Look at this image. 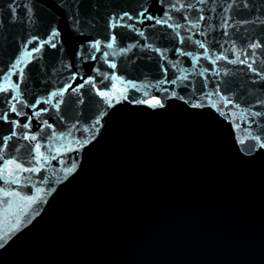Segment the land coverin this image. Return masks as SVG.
I'll return each instance as SVG.
<instances>
[{"label":"water","instance_id":"water-1","mask_svg":"<svg viewBox=\"0 0 264 264\" xmlns=\"http://www.w3.org/2000/svg\"><path fill=\"white\" fill-rule=\"evenodd\" d=\"M22 2L31 8L32 22L26 27L20 23L0 27V67L10 62L17 47L32 34L44 36L56 28L62 34L59 43L64 45L61 52L48 48L36 54L38 59L43 57L39 64L47 72H38L32 66L25 89L31 96L41 94L45 88L55 90L67 79L64 65L77 63L73 52L80 42H87L89 37L100 38L109 13L135 12L140 0ZM148 2L145 0L146 7ZM227 2L210 0L201 5L206 20L192 33L178 29L184 36L192 34L193 40L204 42L212 55L191 42L175 44L161 34L171 30H149L148 42L154 47H181L199 55L195 68L190 58L167 52L169 60L179 63L176 69L169 68L165 76L159 70L156 53L140 49L116 55L115 70L107 69L102 59L78 63L74 70L82 76L93 74L96 66L108 72L111 82L103 90L114 95L123 89H129V95L137 98H143L145 91L162 97L176 94L178 98L168 99L167 103L177 107L160 114H149L151 109L120 112L106 122L101 136L96 137L98 142L93 141L94 146L86 155L83 151L73 152L60 162H50L42 173L43 181L25 174L20 183L28 187L12 186L11 190L33 198L31 203L20 197L5 201L0 193V264H264V157L253 158L258 146L256 151L248 150L253 137L264 136V116L251 115L252 102L257 98L264 100V90L252 84L250 74L246 75L240 66L224 61L215 66L209 64L218 55L235 59L230 51L231 41L235 39L239 50L246 39H264V27L257 22L240 28L237 23L239 31L229 26V37H222L219 27L222 17L229 15L225 11ZM7 3L8 0H0V17L5 20ZM248 3L247 9L232 10L233 21H255L257 16L264 19V0ZM156 7L159 5L151 10ZM184 14L193 21L197 16L195 12ZM173 15L177 17L173 22H179V14ZM75 20L80 23L77 25ZM210 26L217 30L212 32ZM76 28L84 34L79 35ZM201 29L208 33L207 39L193 34ZM118 31L126 38L132 35L124 29ZM213 36L219 44H215ZM205 68L208 73L198 75ZM214 69L221 73L227 69L228 75L217 77ZM48 72L55 74L49 76ZM185 76L187 80L183 79ZM176 77L181 79L172 84ZM160 80L166 82L161 84ZM216 80L224 81L221 95L233 99V105L225 108L218 96L205 97L204 93L212 92ZM129 81L138 92L131 91L133 84ZM84 99L85 105L79 108L62 107L69 125L79 116L81 131L89 126L90 117L105 107L94 94L85 95ZM184 100L203 101L204 106L192 109ZM214 104L218 105L215 109L211 107ZM185 108L189 112H210L211 116H190ZM258 110L264 113V107ZM58 130L62 129L58 126ZM65 136L63 141H52V154L59 143L74 148L77 145L72 140L83 138L75 131L72 136L65 132ZM42 152L47 156L49 149L44 147ZM12 155L26 158L25 151L13 150ZM73 158L77 167L66 173Z\"/></svg>","mask_w":264,"mask_h":264},{"label":"snow or ice","instance_id":"snow-or-ice-1","mask_svg":"<svg viewBox=\"0 0 264 264\" xmlns=\"http://www.w3.org/2000/svg\"><path fill=\"white\" fill-rule=\"evenodd\" d=\"M209 2L210 0H195L194 3H188L187 0H169L168 3H165V0H150L146 7L145 0H140L138 9L135 12L109 13L105 18V33L100 38L89 37L87 42L81 41L79 47L73 52V58L77 63L69 62L64 65L68 73L67 79L55 87V90L45 88L41 94L32 93L31 96L26 94L25 89L27 88L26 80L31 78L32 66H35L38 72H47V69H42L39 64V59L43 57L38 59L36 54L42 53L48 48L61 52L64 50V45L59 43V38H61L62 34L56 28H51L44 36L32 34L30 38L25 39L17 47L16 53L12 56L10 62L4 67H0V184L8 186L7 188L0 186V193H3L4 200L20 197L31 203L33 198L23 197L19 191H12V186L21 189L28 187L20 183L24 179L25 174H28L29 177H38L41 181L45 180L42 173L46 171V166L50 162H60L61 158L69 157L73 152L80 153L83 151L84 155H86L94 146L93 141L95 143L98 142L96 137L97 135L101 136V129L105 128L106 122L118 113L125 111L146 112L147 109H151L152 111L148 112L149 114H160L177 107L175 103H167L168 99L175 101L178 98L176 94L171 97H162L145 91L143 98H137L129 95V89H123L116 90L114 95L110 91L103 90L108 88L111 78L109 73L101 71L99 66L92 68L93 74L87 76L80 75L74 69L78 67L80 61L99 62L102 59L103 65L107 69L115 70L118 65L113 62V58L118 54L127 55L134 49L156 53L159 57V70L165 76L169 68L176 69L179 63V60L175 62L169 60L166 56L167 52L178 54L180 57L190 58L192 66L195 68L201 57L194 51H186L182 50L181 47L174 46L154 47L148 42V33L150 29L171 30L161 34L175 44L184 45L186 42H191L196 48L202 49L208 55H212L211 48L206 47L204 42L199 39L193 40L192 34L184 36L181 31H178L179 29L185 33H192V30L196 29L198 24L204 22L206 20L205 15L202 14L204 8L200 6ZM211 2L215 3V0H211ZM154 5H159V7H156L153 11L151 9ZM77 7H79V4H77ZM248 7V0H242L240 3H238V0H229L227 2L225 11H228L229 15L222 17V23L219 27L222 37H229V26L233 30L239 31V28L236 27L237 23L240 28L249 23L256 24L257 22L264 27V19L260 16H257L255 21L247 19L233 21L231 13L234 8L247 9ZM6 8L8 13L7 20L0 17V27L5 23L13 25L20 23L26 27L32 22V17L29 16L32 10L22 0H8ZM212 10L215 11V9ZM192 12L197 13L195 21L190 19V15L184 14ZM174 13L179 14V22H173L177 20V17L173 15ZM75 23L78 25L80 21L75 20ZM92 27H95L94 23ZM210 28L212 32L217 30L215 26H210ZM118 29H124L132 35L126 38L125 34L119 32ZM74 30L79 35L84 34L78 28ZM193 34L208 38V33L202 29L200 32ZM136 37H139V39H136ZM129 40L133 42H128ZM212 40L215 44L220 43L215 36L212 37ZM231 43L233 44V49L230 51L235 56V59H230L225 55H218L214 60L209 61V64L215 66L218 62L224 61L230 65L240 66L246 75L250 74L251 83L258 85L264 90V67L261 66L264 63V39H246L242 42L239 50L235 48V39ZM220 46L223 47V45ZM203 58L207 60L208 56ZM184 71L187 72V69H184ZM208 71L209 69L205 68L198 75L203 77ZM26 73H28L27 76ZM47 74L51 76L55 73L48 72ZM214 75L226 77L228 70L226 69L221 73L218 69H214ZM180 79L181 77H176L171 83L176 84ZM183 79L187 80V77L185 76ZM42 82L48 83L47 80ZM165 82V80L159 81L161 84ZM129 83L133 84L131 91H139V89L135 88L132 81H129ZM223 83V80L214 81L215 87L212 92L204 93V95L206 98L218 96L223 107L227 108L234 104V100L221 95L220 85ZM164 92H167V89H164ZM89 94H94L103 101L105 107L90 117L89 126L81 131L79 116H77L75 123L69 125L68 116L65 111H62V107L65 110L69 107L79 108L85 105L84 97ZM183 103L192 109H201L204 106L203 101L195 103L184 100ZM117 104L120 106L117 107ZM211 107L215 109L218 105L214 104ZM261 107H264V100L257 98L252 102V108L254 109L251 114L252 118L264 116V113L258 110ZM109 109L112 111H108ZM184 112L195 117L211 116L210 112H189L187 108L184 109ZM220 115L224 116L227 113H220ZM58 126L62 130H58ZM74 131L83 136L82 139L74 138L72 140L71 143L76 144L77 147L73 148L68 144L59 143L56 146L55 154H52V141L57 139L63 141L66 139L65 132H67V136H72ZM85 133L89 135H85ZM240 143L244 144L246 142L240 141ZM257 146L259 151L257 156L253 158L264 157V136L257 134L253 137V141L248 148L249 152L256 151ZM44 147L49 149L47 156L42 152ZM13 150L17 153L25 151L26 158L21 159L19 156L12 155ZM76 167L77 165L73 158L72 166L66 169V173L73 172Z\"/></svg>","mask_w":264,"mask_h":264}]
</instances>
